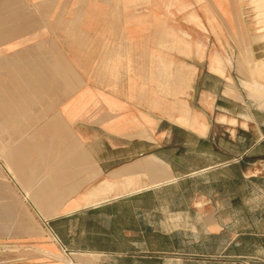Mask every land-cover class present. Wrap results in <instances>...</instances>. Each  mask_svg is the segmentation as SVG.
<instances>
[{
    "label": "crops",
    "instance_id": "crops-1",
    "mask_svg": "<svg viewBox=\"0 0 264 264\" xmlns=\"http://www.w3.org/2000/svg\"><path fill=\"white\" fill-rule=\"evenodd\" d=\"M16 1L0 0V30L25 49L0 76V94L11 110L30 113L8 134L6 164L31 206L27 193L52 208L45 221L95 224L89 237L99 247L84 253L112 260L67 263L45 252L0 264H133L149 253L144 208L165 185L163 175L148 171L163 161L140 148L157 149L163 140L165 120L152 107L159 102L153 96L162 95L165 24L174 15L210 14L212 0ZM145 121L155 127L154 142L130 129ZM104 182L108 188L99 192Z\"/></svg>",
    "mask_w": 264,
    "mask_h": 264
},
{
    "label": "rangeland",
    "instance_id": "rangeland-1",
    "mask_svg": "<svg viewBox=\"0 0 264 264\" xmlns=\"http://www.w3.org/2000/svg\"><path fill=\"white\" fill-rule=\"evenodd\" d=\"M16 2L27 5L26 0ZM170 18L162 95L153 96L159 102L157 109L155 103L152 107L163 114L158 128L163 140L157 149L155 144L140 148L163 161L157 173L164 182L175 179L147 201L149 253L138 255L133 264H264V68L259 64L264 58V0H212L210 14ZM6 33L0 30V76L25 49L23 40H11ZM239 67L255 76L245 73L246 78ZM247 79L260 92H249ZM6 97L0 94V258L23 262L52 252L47 257L67 263L109 262V257L84 253L85 247H99L89 237L95 224L45 221L52 208L36 205L27 193L31 206L14 182L5 161L12 146L8 134L19 128L17 117L30 112L11 110L13 102L6 103ZM145 123L130 129L154 142L155 127Z\"/></svg>",
    "mask_w": 264,
    "mask_h": 264
},
{
    "label": "bare ground",
    "instance_id": "bare-ground-1",
    "mask_svg": "<svg viewBox=\"0 0 264 264\" xmlns=\"http://www.w3.org/2000/svg\"><path fill=\"white\" fill-rule=\"evenodd\" d=\"M211 60H212V58H211ZM210 60V61H211ZM261 63H259L260 64V66H261V68H264V58H262L261 60ZM216 61H215V58H214V60H213V64L215 63ZM213 66V65H212ZM259 66V67H260ZM245 67V66H244ZM243 67V68H244ZM240 68V67H239ZM241 69V75H244L246 78H247V76H246V74L245 73H249V70L248 71H246V72H244V69ZM246 68V67H245ZM247 70V69H246ZM263 71V70H262ZM251 72V71H250ZM255 71H253V73H254ZM264 72V71H263ZM252 73V72H251ZM250 74V73H249ZM248 74V75H249ZM251 75V74H250ZM249 75V77H251L252 75H254V74H252L251 76ZM255 76V75H254ZM253 76V77H254ZM250 79V78H249ZM251 79H253L252 77H251ZM246 81H248L249 82V80L247 79ZM255 81V80H254ZM252 82H253V80H252ZM262 84V83H261ZM258 84H256V83H251V81L249 82V83H246V87H247V89L249 90V92L251 91V93H252V91L253 92H260L259 90H257L256 91V89H254L256 86H257ZM264 85H262L261 87H260V85H259V87H260V89L261 88H263V90H264V87H263ZM259 87L257 88V89H259ZM230 89V88H229ZM257 92V93H258ZM262 95L261 96H263L264 97V91H263V93H261ZM148 171L150 172V173H153V174H156L157 173V171H159L158 170V167L157 166H154L153 164L151 165V167L149 166V168H148ZM17 172V171H16ZM148 173V172H147ZM17 174H18V172H17ZM19 175V174H18ZM20 177V176H19ZM21 178V177H20ZM175 179V178H174ZM172 183V180H170V181H166V182H164L163 184H168V183ZM105 186V187H104ZM152 187V186H151ZM158 187V186H157ZM107 188H108V185H103V187L102 188H99L100 190H102V191H105V190H107ZM149 189V188H148ZM139 193V192H138ZM131 194V193H130ZM135 194V193H134ZM44 211V210H43Z\"/></svg>",
    "mask_w": 264,
    "mask_h": 264
}]
</instances>
